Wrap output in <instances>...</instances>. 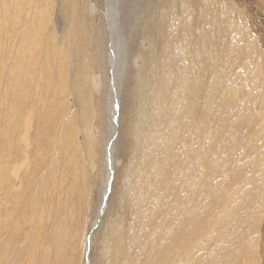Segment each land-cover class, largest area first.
<instances>
[{
	"label": "rangeland",
	"instance_id": "obj_1",
	"mask_svg": "<svg viewBox=\"0 0 264 264\" xmlns=\"http://www.w3.org/2000/svg\"><path fill=\"white\" fill-rule=\"evenodd\" d=\"M113 9L117 15L118 54L113 50L116 22ZM181 9L185 10L184 17L177 11ZM186 20L195 31L212 35L208 48V62L216 68L212 69V81L219 86L223 79L222 90L228 91L223 90L230 110V128L224 141L225 151L214 166L218 176L213 177L215 190H209L210 201L223 198L216 188L224 186V190L242 197L236 201L241 205L238 213L220 205L222 202L220 206H208L207 211L222 218L223 223L220 240L215 245L201 238L208 251L205 254L198 251L199 255L204 254L199 264H264V0H0L1 264H41L43 252L48 253L47 264H105L104 248L108 241L132 230L130 198L136 185L129 184L133 175L130 167L133 152L130 153L131 147L136 146L135 136L128 132L130 121L125 108L126 91L131 88L128 77L132 69L133 76L139 77L135 72L150 65L156 57L152 54H161L172 40L173 54L191 53L193 45L175 33L176 27ZM167 29L171 31L169 36L165 33L162 39ZM94 39L104 46L102 59L96 56ZM29 55L33 58L36 79L41 76L47 79L43 87L41 82L32 83L34 73L29 71ZM140 75V83L145 85L147 78ZM49 87L51 90L47 91ZM140 89L145 96L144 86ZM14 92L19 95L14 96ZM132 96L135 101L140 97ZM79 99L84 106L87 102L91 105L89 132L94 138L91 149ZM29 105L34 107L33 112L29 111ZM51 110L69 118L79 133L76 162L77 181L81 182L75 185L74 196L61 211L55 203L59 201L57 175L62 172H56L43 198H57L46 210L39 208L46 218L48 214L52 216L33 243L29 231V112L37 113L31 133L35 144L34 133ZM11 111L19 112L15 116ZM61 132L70 134L68 128H62ZM113 135L115 143L111 142ZM209 169L214 170V175L217 173L214 168ZM236 175L241 177L239 182L235 181ZM256 176L257 182H248ZM64 183L71 185L69 179L61 183L63 187ZM111 199V213L106 217ZM103 203L105 209L98 216ZM33 209L38 211L36 203ZM66 219L65 226H61L63 230H57ZM229 226L234 227V232L229 230L228 234ZM213 231V227H207L206 235L211 238ZM235 232L241 238L233 241ZM215 249L221 251L214 253Z\"/></svg>",
	"mask_w": 264,
	"mask_h": 264
},
{
	"label": "bare ground",
	"instance_id": "obj_2",
	"mask_svg": "<svg viewBox=\"0 0 264 264\" xmlns=\"http://www.w3.org/2000/svg\"><path fill=\"white\" fill-rule=\"evenodd\" d=\"M177 11L181 12L183 17L185 16L184 9ZM112 13L116 21V10L113 9ZM114 23L113 50L118 54L120 44L119 35L117 39V21ZM199 26L202 25L199 23ZM170 32V29H167L162 34V39H164L165 33L169 36ZM175 33L177 35L180 33L182 40L193 45L191 53L186 54L180 51L173 54L175 41L172 40L169 48H166L161 54H152L156 57L151 60L150 65L145 66L139 72H135L139 74V77L133 76L131 67L132 71L128 77V86L131 88L126 91L125 108L130 121L128 132L135 136L133 139H135L136 146L135 148L131 147L130 153L133 152L132 161H130L133 175L130 176L131 182L129 184L136 185L130 198L133 203V211L130 214L131 227L133 228L121 232L119 237H112L108 241L104 248L105 264H199L203 259L202 256L208 251L203 246L204 241L201 238L211 241L215 245L220 240V227L223 223L222 218L214 217L213 213L212 215L207 211L208 206L218 205L222 202L220 205L229 206L236 213L241 207L240 204L236 203L237 199H242L239 193H229L227 188L224 190L225 186L216 188V191L221 195L223 193L221 200L215 199L212 202L209 196L210 188L215 190L213 177L218 176V169H215L214 166L218 163V156H221L225 151L226 143L224 141L226 134L228 135L231 121L230 110L226 104V93L223 91L225 89L222 90L223 79H220L219 86L217 82L212 81L214 75L212 69H216L214 65L208 62L209 38L212 35L205 31H195L193 24L188 20L184 21L182 25H178ZM93 41L97 44L96 56L102 59L104 46L101 41L95 39ZM36 43L38 42L36 41ZM159 44H162V40ZM44 62L46 65V58ZM33 64L32 55H29V71L34 73L32 83L34 85L41 82V87H43L47 79H43L42 76V79H36ZM140 73L145 76L143 78H147L145 85L142 81L140 83ZM132 83L134 86L131 85ZM140 86H144L146 89L145 96ZM46 90H51V87ZM53 90L54 93H57V90ZM13 95L18 96L19 93L14 92ZM132 95L140 97H135V101ZM79 104L82 110L83 128L86 130L87 143L91 149L94 145V138L90 135L91 105L87 102L84 106L82 99H79ZM30 110L33 112L34 107L29 105ZM103 110L102 105L101 114H104L102 113ZM18 112L11 111L9 113L16 116ZM31 112H29V231L32 232L30 239L34 243L52 216L48 214V218H46L44 212H39V208L46 210V207L50 203H54L57 198L55 196L56 198L48 199L45 194L46 197L43 198V193L48 192V187L52 183L50 180L54 179L57 171L62 172V174L58 173L57 175L60 180L59 189L56 192L59 201L55 203V207L61 211L66 209L68 199L75 194V185L77 186L81 180L77 181V166L79 164L76 162L78 160L76 145L77 134L79 133L74 124L69 118L64 119L65 115L62 116L51 110V113L39 124L37 132L34 133L35 144H33L31 133L36 123L37 113L31 114ZM259 117L262 118L263 114ZM62 128L63 130L68 128L70 138L69 135H64L61 132ZM114 139L115 136L113 135L112 143ZM73 145H75L74 148ZM109 151H111L110 147ZM24 154L27 153L24 152ZM221 161L225 163V160L219 159V162ZM209 167L214 168L217 173L214 175V170L209 169ZM10 169L13 170V168ZM41 175L44 176L41 177ZM236 177L235 181L239 182L240 175H236ZM67 179L70 180L71 185L64 183L63 187L61 183ZM248 182H257V176L250 178ZM83 188L87 192L86 180H84ZM108 188L107 185L104 194L105 201L108 196V194L106 195ZM86 198L87 195L84 196L83 203L86 202ZM112 202L111 199L105 213L106 217L111 213ZM34 203L38 205V211L33 209ZM51 207H54V204ZM104 209L105 203L102 204L98 216ZM67 221V219L62 221L57 230H63L61 226L64 227ZM207 227L214 228L211 238L206 235ZM229 230L234 232V227L229 226L227 228L228 234L230 233ZM59 235L60 232L56 236L58 239L60 238ZM240 236L239 233L235 232L232 240L236 241L241 238ZM221 248L226 252L224 247L221 246ZM198 251L204 252V254L199 255ZM213 251L216 253L220 252L221 249ZM15 254L17 255V251ZM214 255H209V257ZM47 256L48 253L43 252V257L40 259L41 264H47Z\"/></svg>",
	"mask_w": 264,
	"mask_h": 264
}]
</instances>
